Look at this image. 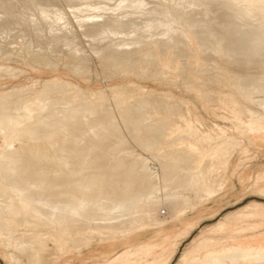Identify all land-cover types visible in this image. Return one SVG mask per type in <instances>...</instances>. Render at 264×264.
I'll list each match as a JSON object with an SVG mask.
<instances>
[{"label":"bare ground","instance_id":"bare-ground-1","mask_svg":"<svg viewBox=\"0 0 264 264\" xmlns=\"http://www.w3.org/2000/svg\"><path fill=\"white\" fill-rule=\"evenodd\" d=\"M63 1L65 7L62 5L57 6L54 0H21L16 5L13 4L12 0H0V14L3 12L8 13L11 18L12 14L16 11V18H3V20H0V23L3 24L0 31L3 34H9L10 30H7L8 27L12 22L14 23L16 21L21 24H26V29L30 32V35L59 41L60 38L66 37L67 39V32L75 28H72L74 24L83 27L87 22L95 21L96 23H92L93 26L95 25V28L94 32L92 31V34H90V39L94 40L98 36L103 37L106 40V44L103 47L106 49L108 47L107 50L111 49L116 54L110 55L119 58V52L122 50L126 52L127 60H125L128 62V60H132L137 55L140 57V61L152 55H154L152 58L155 55L165 57V54L171 52H168L169 49H176L178 47L176 45L182 42L176 36L182 32L179 33L180 29L176 30L174 28L177 27V23L179 24V20H182L184 23L182 30H189L193 22L188 20L190 18H186V16L187 10L191 9L193 5L195 6V8L193 7L195 11L197 10L196 6L198 7L197 14L199 16H202V18L203 16L209 17L208 21L204 20V23H207L208 26L210 24L216 26V24L212 23L214 21L222 22L227 28L235 26L232 33H234L237 27H241L242 33L244 30L242 29L243 26H249L252 31L261 27V36L258 33L259 31L257 32L258 34L253 33L256 36L259 35L256 40L257 42L253 40L256 36H253V39L250 38L253 42L255 41V44L253 47L252 45H248L252 48L250 52L246 51L249 52L251 57H248L250 58L248 60L249 64L245 62L244 64L246 65L241 64L242 67L244 66V70L241 69V74L239 72L243 78L247 75L248 79L252 75L246 73L256 68V72L252 73L251 71L256 76L253 78L250 77L252 82L250 81V84L247 85L245 84L247 81L243 85L242 82L236 81V84L238 82L236 88L238 89V86L240 88L242 87L239 89L243 90V95L239 97V92L237 91L236 95L238 96L235 95V97H238V99L234 102L232 100V102L238 103V108H235L236 105L232 102L231 106L232 104L234 105L233 108H235L236 113H247L250 116L254 115L259 118L262 116L264 118V88H262L264 87V64H262L264 60L262 62L261 60H257L260 65L259 63L257 65L252 63V60H254L252 58L258 54L259 50L264 54V0ZM20 8L23 9V12H20ZM68 10L70 12L69 14L67 12ZM94 11L96 13L100 11L101 13L94 15ZM195 11L193 13L197 16ZM92 15H94L93 18ZM213 15L214 18H212ZM122 22L125 25L124 31L118 29V26H121ZM208 22L211 23L208 24ZM223 24L220 23V27ZM212 25L211 27L213 28ZM218 27H215L216 30L220 28ZM122 28H124L123 25ZM122 28L120 27V29ZM61 30H65V33L62 34L63 32L61 33ZM229 30H227L228 37L231 36L229 35ZM215 31H213L214 34ZM56 32H60L59 35H56ZM184 32L187 33L186 31ZM196 32L200 34L201 31ZM235 32L240 34L239 30ZM25 34L20 33L19 37ZM101 34L103 35L101 36ZM182 35L185 36V34ZM190 35L191 31L187 36L189 42L193 45L190 49L186 47L187 45L185 46L184 44V46L188 49V52L190 50L188 54H191V52L197 54L198 51L195 48L197 43L194 44L193 42H196L198 36L199 40H202V37L205 35L202 37L198 35L195 40ZM220 36L221 38L224 37L222 35ZM233 36L236 38L234 34ZM237 36L239 37V35ZM247 36L249 38L250 35L248 34ZM71 37L73 38V36ZM238 37L234 39L237 44L239 43L237 40ZM244 37H246L245 34ZM244 37L242 35L241 39L243 40ZM103 38L99 40L101 43L104 42L102 41ZM204 40L206 41V39ZM185 42H188V40ZM208 42L207 45L209 44ZM200 44H204V42ZM210 45L212 47V42H210ZM224 45L226 44L221 46ZM246 45L244 44V46ZM204 46H202V50H204ZM237 46L239 47V45ZM226 47L229 48L227 45ZM144 49H146L145 52ZM228 50L230 51V49ZM178 52L180 53L182 51L179 50ZM177 53L173 54V56L175 55L179 59L180 56ZM233 53L234 51L231 54ZM200 54L198 53L197 56ZM180 55L183 56V54ZM191 55L193 56V54ZM260 55L261 53L258 57ZM78 56L80 55L78 54ZM169 56H166V58H169ZM12 58L8 56L5 60ZM233 58L232 56L230 59L234 61ZM79 60H82V58ZM84 60L86 59L83 58V63ZM153 60L151 62H157L156 59ZM174 60L176 61V58ZM173 61L170 62L169 59L170 63L166 65L164 61L163 66H156L154 63V66L158 68H151L150 70H153L152 72L155 74L161 75H168L167 72L169 71H176L174 73H177L180 70H176L175 65L177 61L176 63ZM235 61L237 62L238 60ZM145 62L142 63L145 64ZM197 62L199 63L201 61L199 60ZM239 62L241 63V60ZM133 63L136 66L138 64L135 61ZM147 64L148 66L146 68L148 70L150 66L148 62ZM123 65H126V63ZM139 65L137 67L141 68ZM197 65L199 68L200 65ZM127 66H129V63ZM145 66L143 65V67ZM73 67H75V70L76 66L73 65ZM10 70L9 66L0 64V74L10 75ZM229 71L231 72V70ZM233 73L234 75L236 74L235 72ZM174 75L173 78L175 77ZM197 75L199 76V74ZM197 75L191 79L198 81L200 76L198 78ZM243 78L242 80L244 81ZM215 81L217 83L218 79ZM230 85L232 86L233 84ZM193 86L199 87V84H193ZM230 87H227V89ZM88 95V92L84 89L76 87L72 83L64 82L57 77L45 81L39 87H36V83H33L25 87V89L20 88V90L16 89V91L11 89L8 92H0V248L4 252L2 257L6 264H56L61 256H71L72 254L80 256L85 250L88 251L94 245L102 242L113 243L119 240L124 241L131 235H136L150 229L165 231L163 229L165 223L156 219L155 216L160 206H163V201H165V204L172 203L173 206L176 204L181 206L180 209H177L175 214L176 218L183 217L188 211L198 209L203 206L205 201L210 200L214 193L223 189L226 175L219 174L220 167L224 165L226 170L232 165L231 159L225 157L226 153L237 152L239 150L240 154L246 152V148L242 147V143L228 134H223L217 138L202 132L194 123L189 110L179 109V111H176L178 110V105L175 103L177 105L175 108L177 109H174L173 112L175 113L176 111L175 114L184 123V127L175 125L174 123L171 124V129L165 126L166 129L171 130L169 131V135L172 134L171 137L175 138L177 136L175 139H170L168 135L169 139L165 140L167 137L165 138V135H163L165 138L164 141H161L163 140L162 137L160 142L157 141L159 144L153 146L154 142L160 139V137L158 138L157 135V137L154 135L156 133L155 131L159 129L154 131L152 121L149 124H153V133L151 131L152 129L148 131V128L152 125L149 127L147 124L146 126H142L143 134H141L143 136L148 134L147 132H150L152 136L154 135L153 137H156V140L150 139L151 142H143L140 146H143L144 149H151L153 147L151 150L154 153L150 157L152 160L159 162L160 176H157V172L150 165L151 161L148 158L121 148L119 145L122 140L118 146L116 144V148L114 144H111L115 148H110L111 151L114 150L117 152L112 153L113 155L111 156L108 155L107 162L95 163L93 165L91 163L94 158L92 151L95 149L92 150V147L99 145V141L104 136L111 135L119 127L114 122V117H116L114 116L115 113H121V116L125 114L128 120L133 119V123L135 119L138 118L136 120L137 122L141 119L139 125H142L149 115H147V108H145L147 112H144L145 110L143 111L147 116L141 113L142 105L140 100L142 98H138L140 99L139 102L132 109L131 106L128 107V104L131 103V98L114 96L111 104L114 102L115 110V108L111 109L105 106L107 102L102 97V91L93 94L91 99H88ZM233 97L231 96L230 99L235 100V97ZM175 101L178 104L185 103L182 100ZM126 107H131V109ZM171 108L174 107L171 105ZM168 109L170 111V107ZM165 114L169 115L167 112ZM165 114L159 117L155 116V118H161L160 120L163 121L162 118H164ZM149 120H151L150 117ZM157 121L159 120L157 119ZM234 121L238 126L240 125L246 129L249 134H260L259 132H261V125H253L250 122L244 123L239 121V119H235ZM124 124L127 125L126 122ZM168 125L170 126V124ZM165 131H163V134ZM137 132L136 134H138ZM161 133L162 131L160 130L159 134ZM136 134L134 136L131 134V136L135 137ZM115 135L116 131L114 133ZM147 136L149 137V135ZM137 140L136 142L138 143ZM124 143L122 142L123 146ZM117 154H120V156H116ZM71 155H79L80 162L77 163L78 165L75 164L77 168L73 167L74 164H71L72 167L70 166L72 160L70 161L69 156ZM76 158L78 157L76 156ZM101 158L104 159V157ZM108 162L110 163L108 164ZM242 162L243 159L241 156L238 163L233 165L232 172L235 173L242 165ZM263 178L258 179L256 184L260 183ZM256 193V197L264 198V186H257ZM193 198L197 199L196 203H192ZM238 223L241 225L239 226ZM245 231L250 232L245 234ZM215 232L218 235H215ZM186 233H188V230L182 232L183 235ZM163 241L140 246L134 245L127 252L117 253L112 259H107L106 263L118 264L124 258L128 263L139 260L145 264H168L170 255L163 256L161 252L165 246ZM175 247L174 245L172 252ZM177 264H264V204L253 202L228 214L223 221L217 223L212 228L206 230L201 236L194 239L191 245L180 255Z\"/></svg>","mask_w":264,"mask_h":264},{"label":"rangeland","instance_id":"rangeland-1","mask_svg":"<svg viewBox=\"0 0 264 264\" xmlns=\"http://www.w3.org/2000/svg\"><path fill=\"white\" fill-rule=\"evenodd\" d=\"M15 1L16 0H12L13 4H15V5L17 3L19 4L21 2V0H17L16 2ZM54 3H56L57 6L62 5L63 7H65L63 0H54ZM193 7L195 8V6L193 5L191 7V9L187 10L186 18L189 17L190 19H188V20H191L193 22L191 24L192 26L189 27V30H187V29L182 30L183 29L182 25H184L182 20L181 21L179 20V24L177 23V25H176L177 27L173 26V27H175L174 29H176V30L180 29L179 33L182 32L180 35L176 36L178 39H181V41H182V42H180V40H178L180 42V43H178V45H176L178 47H176V49L175 48L169 49L168 52L169 51H171V52H169L168 54H165V57L161 56V55H158V56L155 55V57L152 58L154 56V55H152L151 57H148L149 58L148 61H147L148 58L143 60V61L141 59V61H140V57L137 55L138 58L135 56V58H133L132 60H128V62H127L126 61L127 60L126 54H125L126 52H123L121 50L119 52V58H117V56H114L116 54L114 52H112V50L110 48H109L110 50H107L108 47H107V49L103 47L106 44V42H105L106 40H104L103 37L98 36L99 39L96 37L97 39L94 38V40H91L90 34H92V31L94 32V28H95L94 27L95 25L93 26L92 23H96L95 21L94 22L93 21L87 22L85 25H83V27H85V28H83L82 26H79L77 24H74L75 26L73 25L72 28H74V27L75 28L71 29V31L67 32V39H66V37H64L62 39L60 38L59 41H53V40L45 39L42 37L40 38V37H37L35 35L34 36L30 35V32L27 31V29H26V26H25L26 24H21V23H18L16 21H14V23L12 22L11 25L8 27L7 30H10L9 34H7V35L3 34V33H1L2 31H0V48H1L0 49V64L7 65L11 69L10 75L9 74H6V75L0 74V92H3V93L6 91L8 92V91H11V89L14 91H16V89L20 90V88L25 89V87L30 86L33 83H36V87H39L45 81L57 77V78H60L64 82L72 83L76 87H80V88L84 89L85 91H87L89 94L88 99H91L93 94L102 91V97H103V99H106L105 102H107L105 106L108 108H111V109L115 108L114 102H112V104H111V101H113L112 98L114 96H122L124 98H131L132 100H131V103L128 104V107L131 106L132 109H133V106L137 102H139V100L142 98L140 100L141 105L143 107V108L141 107V113H143L144 110H145L144 112H147L146 110L148 109L147 115H149V116H147L146 113L145 114L143 113L145 116H147L146 117L147 120L145 119V122H143L142 125L140 124L141 125L140 126L139 121H141V119H139L137 122L136 120L138 118L137 119L134 118L135 122L133 123V119L128 120L127 116H125V114H122V116H121V113H119V114L115 113L114 116H116V117H114V122H115V124H118L117 126H119L115 130L116 135H117L118 139H120V138H122V139L118 140L116 138V135L114 136L115 131L112 132L111 135L109 134L107 136H104V138H102L103 140L101 139L99 141V143H98L99 145H96V146L94 145L92 147L93 149L91 148L92 150L95 149L94 151H92L94 153L93 154L94 158L91 161V163L93 165H95V163L98 164V163L107 162V160H108L107 156L108 155L111 156V155H113L112 153L117 152L114 150L111 151V149H113L116 146V144L118 146L120 141L122 140L123 143L125 142L124 143L125 147L123 146V144L121 142V144L119 145V146H121V148L127 149L129 152L133 151L137 154L142 155L145 158H148V160L151 161L150 165L154 168V171L157 172L156 173L157 176H160L161 172L159 169V164H158L159 162L152 160V158L150 157V155H152L154 153V151L151 150V149H153V147H151V149L150 148L144 149L143 146H140V145H142L143 142L144 143L151 142L150 139L156 140L157 136H158V138L160 137V139L157 138L158 140H156L154 142L153 146H157V144H159L158 142H160L163 135H165L164 137L165 138L167 137V138L165 139L163 137V140H161V141H164V139L167 140V139H169V137H170V139L174 138V137H171L172 134L169 135V131H171L170 127H172L171 124L174 123L175 125H180L181 127H184V123L181 122L178 115L175 114L176 111H179V109H181V110L188 109L190 112V115L192 116V118L194 120V123L202 132L210 134V135L217 137V138L221 137L223 134H228L229 136H232L233 138H235L236 140L241 142L242 147L246 148V152L244 154H240V150L237 152H231V153L227 152L226 153L227 156L225 155V157L231 159L232 165L229 166L226 170H225L224 165H222L220 167L219 174L220 175H222V174L226 175L224 187L220 191L214 193L210 200L205 201L203 203V206L199 207L196 210L188 211L183 217L176 218L175 214L177 212V209H180L181 206L179 204H176L175 206H173L172 203L165 204V201H163V203H164L163 206L162 205L160 206V209L157 211L155 216H156V219L165 223V225L163 227V229L165 231H160L158 229H150V230H146V231L139 233V234H136V235H131L127 239H125L124 241L119 240V241H116L113 243L102 242V243H99L97 245H94L88 251L85 250L83 252V254L80 256L74 255V254H72L71 256H61L56 264H108V263H106L107 259H109V260L112 259L113 256L117 253L127 252L134 245L140 246V245L148 244V243L161 242L163 240H165V241H163L165 246L161 251L163 256H169L170 255V257H169L170 260H169L168 264H177L179 262L180 255L191 245V242L194 239L201 236L206 230H208L209 228H212L217 223L223 221L228 214L234 212L235 210H237L238 208H240L244 205H248V204H251L253 202H259L261 204L262 203L264 204V198L256 197V194H257L256 193V187L260 186V185L264 186V178L261 180L260 183L256 184L258 179H260L261 177H264V118L262 116H261V118H259L258 116H254V115L250 116L247 113H242V114L236 113L234 109L238 108L237 107L238 103H236V102H235L236 104L233 103L234 101H236L238 99V97H235V95L237 94V91L239 92V94H238L239 97L243 95V90H240L242 87L240 88L238 86V89L236 88V86L238 84V82L236 84V81H239L240 83L242 82V85L247 81V82H249V83H247V82L245 83L247 85V84H250V81H251L250 77L253 78L256 76L255 74H252V73L256 72V68L253 69L254 71L250 70L249 73L248 72L246 73L248 75L249 74L252 75L248 79H247L248 76L246 75L245 77L247 80L245 79V77L243 78L240 74H241V71L244 70V66L242 67V65L249 64L248 60L251 58L249 55V52H250V49L254 46V44H255L254 42L257 40L259 35L261 36V27L257 28V30L252 31L249 26H243L242 27V29H244L243 33L241 30V27H239V28L237 27L236 30H239V32H240V34H239L238 32H235L236 31L235 29H234L235 30L234 33H232L233 28H235V26H233V27L230 26L227 28L226 26H224V24L222 22L214 21L212 23L216 24V26L212 25V24H210V26H208L207 23H204V20L208 21L209 17L203 16V18H202V16H199L197 14L198 7L196 6V8H197L196 11L194 10ZM20 10H21L20 12H23L22 8H20ZM100 11H98V13H96V11H94L93 14L94 15L100 14L102 12V11L101 12ZM194 11L197 14V16L194 15V13H193ZM67 12H68V14L70 13L69 10ZM94 15H92V18L94 17ZM97 16H99V15H97ZM97 16H95V17H97ZM229 17H230V15H229ZM3 18L4 19L16 18V11L12 14L11 18H10V15H8V13H4V12L1 13L0 14V20H3ZM212 18H214V15L212 16ZM196 19H199L200 21L196 20ZM194 22H196V23L194 24ZM209 23H211V22H208V24ZM220 23L223 24V25H221V27H220ZM122 25L124 28H122ZM122 25L118 26V29L124 31L125 25L123 22H122ZM211 25L213 26V28L211 27ZM178 26H180V27H178ZM214 26L216 28L219 26L220 28L218 27L219 29L216 30V28ZM222 26H223V28H222ZM2 27H3V24L0 23V29H2ZM120 27L122 29H120ZM245 27L247 28L246 29L247 31L245 30ZM211 28H212V30H211ZM24 29H26V30L24 31ZM200 29H202V30H200ZM205 30H206V32L207 31L208 32L207 33L204 32ZM227 30L230 31L229 35H231L232 37H234L233 34L236 36V38L238 37L237 35H239V37L237 39L239 42L238 44H237L236 40L234 41V39H236L235 37L234 38H232L231 36L228 37V35H227L228 31ZM184 31H186L187 33H185ZM188 31L189 32L191 31L190 36L193 37L194 40H195L196 36L200 35L201 33H202L200 35L201 37L203 35L206 36V38H205V36L202 37V40H199V36H198L196 38V42H193L194 44L197 43L195 45V48L198 51L197 54L198 53L200 54V52H201V54L198 56H197V54H194L195 52H191V54H193V56L191 54H188L190 52V50L188 52L187 48L190 49L191 46L193 45V44L191 45V42H189V38L187 36L189 33ZM196 31H201V32L199 34ZM213 31H215V34ZM60 32L61 33L63 32L62 34H64L65 30H61ZM60 32H56L55 34L59 35ZM216 32H217V35H216ZM221 32H223V34H221ZM257 32L259 33V35H257V36L254 35ZM20 33H22V34L26 33V34L23 35L22 37H19ZM179 33H177V34H179ZM195 33H196V35H195ZM246 33H247V35L248 34L250 35L249 38L246 35ZM182 34H185V36ZM244 34L247 38L244 37ZM102 35L103 34H101V36ZM192 35H195V36H192ZM220 35L227 37V38H224V37L221 38ZM240 35H241V37L243 35V37H244L243 40L241 39ZM71 36H73V38ZM253 36H256L255 37L256 39ZM201 37H200V39H201ZM100 38H103V40H102V41H104V42H102L103 44L101 43V41H99ZM250 38H252V39L254 38L253 40H255V41L253 42V40H251ZM204 39H206V41ZM226 39H227V41H226ZM247 39L249 41H252V42H249ZM186 40H188V42H185ZM197 40L200 43L204 42V44L198 43ZM242 41H243V43H241ZM207 42L209 43L208 44L209 47H207L208 46ZM210 42H212V47L210 45ZM223 42H225V43H223ZM227 42L228 43L230 42V43L228 44ZM70 43H72L73 45ZM188 43H190V44H188ZM184 44H185V46L187 45L186 46L187 48H185ZM215 44H217V45H215ZM223 44H226L227 46H229V48L226 47V45L221 46ZM244 44L245 45L247 44V45L244 46ZM182 45L184 48L182 47ZM189 45H190V47H188ZM197 45H198V47H196ZM201 45L202 46L207 45V46L206 47L204 46L203 47L204 50H202ZM237 45H239V47ZM248 45L249 46L252 45V47H249ZM160 46H161V44H160ZM243 47H245V48H243ZM248 47H249V49H248ZM206 48H209V49H206ZM237 48H239V49H237ZM100 49L101 50L103 49L102 52ZM218 49H220V50H218ZM227 49H230L231 53L234 51V53L231 54L229 50L227 51ZM244 49H245V51H244ZM123 50H125V49H123ZM145 50L146 49H144V52H145ZM176 50L182 51L180 53L178 52L179 56H180V57L178 56L179 59H177V57L174 55L177 63L179 62V64L176 63V61L174 60L175 58L173 56V54L177 53ZM223 50H224V52H223ZM81 51H82V53H81ZM103 51H104V53H103ZM220 51H221V53H220ZM246 51H249V52H246ZM260 51L261 50H259L258 54H256L257 56L255 55L256 57L254 56L252 58V59H254V60H252L253 61L252 63H254L256 65L259 63L260 60H261V62L264 60V57H263L264 54H262L263 52L262 51L260 52ZM28 52H29V54H27ZM100 52L102 53V55ZM242 52H244V53H242ZM108 53H109V56H108ZM260 53H261L263 59H261L262 58L261 55H260V57H258V55ZM78 54L80 56H78ZM103 54L104 55L107 54V55H105V57H104ZM110 54L111 55L114 54V55L111 56ZM180 54H183V56ZM168 55H170V56H169V58L167 57L168 58L167 59L166 56H168ZM201 55H202V57H200ZM238 55H239V57H238ZM246 55H248V56L246 57ZM8 56H10L11 58L13 57V58L10 60H5L8 58ZM76 56H78V57H76ZM106 56H108V57H106ZM194 56H195V59H194ZM230 56L234 57L233 58L234 61H232L230 59L231 58ZM244 56H245V58H244ZM112 57H114V58H112ZM156 57H158V58H156ZM197 57H199V58L197 59ZM248 57H250V58H248ZM257 57L260 59H258ZM78 58L79 59L82 58V60H79ZM83 58L86 59V60H84V63H83ZM150 58L152 60L156 59V61L159 63L161 62L160 63L161 65L159 63L155 62L154 60H153L154 62H151L152 60ZM240 58H242V59H240ZM169 59H170V62H172L173 60L175 61V63H176L175 67L177 68L176 70H180L179 72L177 71V73H174L176 71H169V72H167L168 75H165V74L161 75V74H155L154 72H152L153 70H150L151 68H158V67L154 66V63L156 66H158V65L163 66L162 64H164L165 62H166L165 65L169 64L170 63ZM227 59L231 60L232 63H231V61H230V63H228L229 60L227 61ZM77 60H79V61H77ZM162 60H164L165 62ZM193 60H194V62H192ZM195 60H197V61L200 60L201 62L198 63L197 61L195 62ZM235 60H238V61L236 62ZM239 60H241V63L239 62ZM242 60H245V61H242ZM257 60H259V61L257 62ZM113 61L115 64L113 63ZM120 61L123 63H121ZM134 61H135V63H138L137 66L141 63L139 65V66H141V68L143 67V65L144 66L146 65V66L143 67V69L141 70L140 67H139L140 68L139 69L136 66V64L133 63ZM225 61H226V63H225L226 65L224 64ZM77 62H78V64H77ZM111 62H112V64H111ZM142 62H145V64H143ZM147 62L149 63V66H150V67H148V70L146 68L148 66ZM244 62L246 64H244ZM124 63H126V65H123ZM128 63H129V66H127ZM131 63H133V64H131ZM193 63H195V64L193 65ZM196 63L200 65L199 68L197 67L198 65ZM72 64L74 66H76V69L78 67V69L74 70L75 67L72 68V66H73ZM262 64H264V62H262ZM130 65H131V67H130ZM190 65L192 68L190 67ZM224 65H225V67H224ZM259 65H260V63H259ZM144 68H146V69L144 70ZM238 68H240V69H238ZM122 69H124L125 71ZM229 70H231V72ZM126 71H128V72H126ZM145 71H147V73H145ZM217 71H219V72H217ZM232 71L235 72L236 74L234 75V73ZM251 71H252V73H251ZM172 72L176 75H174ZM189 72H190V74H189ZM239 72H240V74H239ZM139 73H141V74H139ZM170 73H172V74H170ZM169 74H170V77H169ZM197 74H199L201 79L199 78V76ZM231 74H232V76H231ZM173 75L175 76L174 78H173ZM180 75L183 77H181ZM195 75H197V77L199 78L198 81H193L194 79H191ZM227 75H229V76H227ZM167 76H168L169 80L167 79ZM233 76H235V77H233ZM240 77H242L244 79V81ZM175 78H177V79H175ZM217 79H218V82L216 83L215 80H217ZM196 80H197V78H196ZM219 80H220V82H219ZM222 80H224V81H222ZM225 83H227V84H225ZM229 83L233 84V85L235 84L234 85L235 90H234V86L233 85L231 86ZM193 84H199V87H195V86H193ZM225 85L226 86L228 85L227 87L231 86L232 89H231V87L227 89V87ZM121 86H123V87H121ZM262 88H264V87H262ZM229 91L232 93H230ZM240 92L242 93L241 95H240ZM232 94H234V95H232ZM238 95H236V96H238ZM223 96H224V98H223ZM231 96H234L235 100L230 99ZM138 98H140V99H138ZM175 100H182V101H185V103L184 104H178V102H176ZM232 100H233V102H232ZM157 101H158V103H157ZM231 102L234 105H236L235 108H233L234 107L233 104L231 106ZM175 103L178 105V110H176L177 108H175L177 106V105H175ZM171 105L174 108H171ZM157 106H158V108H157ZM162 106H164V107H162ZM128 107H126V108H128ZM131 107L128 109H131ZM167 107L168 108L170 107V111ZM145 108H147V109H145ZM165 109H166V111H165ZM174 109L176 110L175 113L173 112ZM115 110H116V108H115ZM150 111H151V113H150ZM166 112L169 115H166L165 114ZM153 113H155V114H153ZM161 113L165 114L166 116L164 115V118H162L163 121L160 120L161 118H157L159 120V121H157L155 116L159 117L162 115ZM149 117L151 120H149ZM115 118H117V119H115ZM153 118H155L154 119V120H156L155 122H153L154 121ZM126 119L128 120V122ZM235 119H239V121L244 122V123L250 122L253 125H261L262 129H261V132H259L260 134H253V133L249 134V133H247L246 129H244L240 125L238 126V124H236V122L234 121ZM121 121H125L127 123V125L126 124L123 125V123H125V122H121ZM150 122L154 124V131L159 129L158 131H155L156 133L157 132L160 133V130L162 131V133L161 134L155 133L154 135L155 136L157 135V136L153 137L154 135L152 136V134L150 132H147L148 134H145L143 136L142 135L143 134L142 126H146V124L148 127L152 125L150 128H148V131L152 129L151 131L153 133V124H149ZM166 122H167V124H165ZM137 123H138V125H136ZM159 123H160V126H159ZM168 124H170V126ZM165 126L166 127L168 126V128H170V129L169 130L166 129ZM163 128H164V130L167 131V132L165 131L164 134H163L164 130H162ZM130 131H131V133H130ZM128 132H129V134H128ZM136 132L138 134H136ZM112 134H113V137H112ZM131 134L133 136L136 134V136L133 137V136H131ZM119 135H120V137H119ZM147 135H149V137ZM168 135H169V137H168ZM173 135H174V133H173ZM174 136H176V134ZM108 138H110V139H108ZM135 138L138 139L137 140L138 143L136 142ZM147 138H148V140H147ZM124 140H126V141H124ZM116 142H118V143H116ZM0 144H1V138H0ZM111 144L112 145L114 144V147H112ZM109 146H111V147H109ZM141 148H143V149H141ZM147 151H149V152H147ZM229 153H230V155H229ZM104 154H105V156H104ZM97 155H99V156L97 157ZM71 156H75V157H71ZM71 156H69L70 161L72 160L71 162L69 161L70 166L72 167L71 164H74L73 167L77 168V165H78L77 163L80 162L79 155H71ZM76 156L78 158H76ZM116 156H120V154H117ZM241 156L243 159L242 165L234 173V172H232L233 165L238 163ZM101 157H104V159ZM127 160H129V159L127 158ZM110 162H108V164ZM91 163H90V165H92ZM75 164H77V165L75 166ZM239 173H240V177H239ZM196 201H197L196 198L192 199V203H196ZM171 206H173V207H171ZM194 220L197 222L191 223V221H194ZM238 224H239V226L241 225L240 223H238ZM232 228H233V226H232ZM19 230H21V229H19ZM184 230H188V233L183 235L182 232ZM180 232H181V234H180ZM249 232L250 231H245V234H248ZM214 234L218 235V233H216V232ZM174 245L176 247H175L174 251L172 252ZM111 250H117V251H114L111 254V253H109ZM3 253H4L3 250L0 248V264H6V262L3 260V257H2ZM138 261L139 260H137L136 262L128 263V261H126V259L123 258L122 262H119L118 264H145L143 262H140V261L138 262ZM153 264H156V263H153Z\"/></svg>","mask_w":264,"mask_h":264},{"label":"crops","instance_id":"crops-1","mask_svg":"<svg viewBox=\"0 0 264 264\" xmlns=\"http://www.w3.org/2000/svg\"><path fill=\"white\" fill-rule=\"evenodd\" d=\"M196 222H197V221H195V220H194V221H191V223H196ZM114 251H117V250H111L109 253L112 254Z\"/></svg>","mask_w":264,"mask_h":264}]
</instances>
